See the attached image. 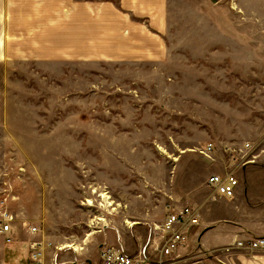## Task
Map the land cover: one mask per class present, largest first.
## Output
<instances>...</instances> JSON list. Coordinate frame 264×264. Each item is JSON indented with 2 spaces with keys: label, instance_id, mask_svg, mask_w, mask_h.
Listing matches in <instances>:
<instances>
[{
  "label": "rangeland",
  "instance_id": "obj_1",
  "mask_svg": "<svg viewBox=\"0 0 264 264\" xmlns=\"http://www.w3.org/2000/svg\"><path fill=\"white\" fill-rule=\"evenodd\" d=\"M65 2L0 0V201L17 228L0 264H37L32 243L38 264H96L109 234L152 259L154 227L204 201L224 148L264 161V0H168L144 58L114 57L136 42ZM192 234L173 264L208 262Z\"/></svg>",
  "mask_w": 264,
  "mask_h": 264
},
{
  "label": "crops",
  "instance_id": "obj_2",
  "mask_svg": "<svg viewBox=\"0 0 264 264\" xmlns=\"http://www.w3.org/2000/svg\"><path fill=\"white\" fill-rule=\"evenodd\" d=\"M66 1L65 4L68 3V0ZM78 8L81 11L82 24H95L98 32L112 37L113 40L136 42L133 44L136 49L129 50L127 47L126 51L116 49L117 52L112 54L114 57L158 56V53L151 48L144 49L142 42L150 39L145 37L152 34L150 29L152 25L157 29L159 24L161 27L164 23V19L160 21L159 18L166 16L168 0H79ZM145 30L149 32L146 33ZM213 169L215 170L213 173L222 172L219 165ZM234 171L238 186L232 200L217 202L206 186L203 190L204 201L199 198L193 199L192 206L198 209L200 222L192 229L195 236L192 234L191 237L196 238L195 241L200 248L202 244L204 245L205 250L200 249L202 252L198 254L209 255L208 262L203 264H264V250H239L234 246V242L239 239L264 237V161L255 165L254 159L245 166L234 167ZM259 189L263 192L257 196L254 191ZM2 202L5 204L4 201ZM168 210L167 208L166 211ZM14 221L15 217L11 223L13 236L17 231ZM28 227H23V231L25 229L28 233ZM112 236L108 235L110 243L106 244L119 247L127 254L131 253L130 248L123 244L121 237L116 239ZM0 240L5 243L2 237ZM42 249L41 247L40 250ZM68 263L67 258L59 261V264ZM1 264L6 263L2 261Z\"/></svg>",
  "mask_w": 264,
  "mask_h": 264
},
{
  "label": "built area",
  "instance_id": "obj_3",
  "mask_svg": "<svg viewBox=\"0 0 264 264\" xmlns=\"http://www.w3.org/2000/svg\"><path fill=\"white\" fill-rule=\"evenodd\" d=\"M244 147L239 148L238 151L236 148H224V156L228 157L227 164L223 156V164L219 165L222 172L212 173L205 181V186L211 192L213 198L226 201L234 198L235 189L238 186L234 167L245 166L255 159L252 155V148H249L248 144H245ZM214 151L215 148L212 144L197 148L199 157L210 161ZM12 221L13 216L8 212L3 202L0 201V237L6 242H9L13 237ZM199 222V211L195 207L184 206L172 209L166 213L160 225L154 227V232L157 235H154L149 243V247L153 252L152 259L145 258L141 251L136 255L127 254L121 248L105 243L99 247L96 264H173L174 257L187 248L190 232L198 226ZM28 231L34 234L39 230L35 226H29ZM234 246L239 250H264V237L239 239L234 242ZM30 249L33 252L31 260L38 264L42 259L40 244L32 243Z\"/></svg>",
  "mask_w": 264,
  "mask_h": 264
},
{
  "label": "bare ground",
  "instance_id": "obj_4",
  "mask_svg": "<svg viewBox=\"0 0 264 264\" xmlns=\"http://www.w3.org/2000/svg\"><path fill=\"white\" fill-rule=\"evenodd\" d=\"M69 245V244H68ZM72 246V245H71ZM64 248V247H63ZM65 248H68V246H65Z\"/></svg>",
  "mask_w": 264,
  "mask_h": 264
}]
</instances>
